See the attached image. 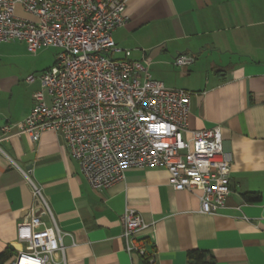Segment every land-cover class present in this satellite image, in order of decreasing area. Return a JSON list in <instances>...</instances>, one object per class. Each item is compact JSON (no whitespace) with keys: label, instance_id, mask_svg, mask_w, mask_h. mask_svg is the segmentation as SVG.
<instances>
[{"label":"crops","instance_id":"crops-1","mask_svg":"<svg viewBox=\"0 0 264 264\" xmlns=\"http://www.w3.org/2000/svg\"><path fill=\"white\" fill-rule=\"evenodd\" d=\"M123 1L129 20L112 32L117 47L155 80L192 92L190 130L220 126L230 161L224 207L202 213L195 193L169 185L164 166L129 168L122 182L94 189L54 131L33 141L25 134L4 139L0 130V252L22 247L16 225L36 203L27 174L67 233L65 264H150L151 254L153 264H188L189 251L208 253L214 264H264V0ZM51 49L30 52L24 64L23 41L0 42V126L31 112L37 76L51 66L41 57ZM178 54L193 60L174 66ZM30 74L33 82L26 81ZM249 193L258 200L247 201ZM127 208L147 224L139 231L144 256L125 250L120 216Z\"/></svg>","mask_w":264,"mask_h":264},{"label":"built area","instance_id":"built-area-1","mask_svg":"<svg viewBox=\"0 0 264 264\" xmlns=\"http://www.w3.org/2000/svg\"><path fill=\"white\" fill-rule=\"evenodd\" d=\"M17 7L29 17L19 16ZM128 20L123 0H0V42L23 41L32 53L56 50L53 64L37 76L31 112L16 124H2V138L25 134L38 141L42 132L54 131L94 189L122 182L129 168L164 166L174 190L195 193L202 213H216L230 193L220 126L190 130L192 92L165 86L143 62L130 59L129 50L117 47L112 32ZM121 51L124 56L116 57ZM192 60L178 54L173 64ZM35 78L30 74L26 81ZM26 177L36 203L16 225L22 247L10 264H65L67 233L40 187ZM120 223L126 252L146 255L141 215L127 208Z\"/></svg>","mask_w":264,"mask_h":264},{"label":"trees","instance_id":"trees-1","mask_svg":"<svg viewBox=\"0 0 264 264\" xmlns=\"http://www.w3.org/2000/svg\"><path fill=\"white\" fill-rule=\"evenodd\" d=\"M244 198L247 201H256L258 200V194L249 193L245 194ZM13 250L11 248H7L6 250L0 252V264H4V262L10 257L13 256ZM148 262V259L146 260ZM188 264H214L213 257L206 252L203 251H189L188 252Z\"/></svg>","mask_w":264,"mask_h":264},{"label":"rangeland","instance_id":"rangeland-1","mask_svg":"<svg viewBox=\"0 0 264 264\" xmlns=\"http://www.w3.org/2000/svg\"><path fill=\"white\" fill-rule=\"evenodd\" d=\"M55 53H56V50L53 48L51 50H49L48 52H45L44 55L41 57L42 59H44V61L46 62L47 60L50 61L49 63L52 65L54 62V57H55ZM27 57H24L23 60H22V63L24 64H28L30 63V60L29 59L30 57H33L32 54L29 53H26Z\"/></svg>","mask_w":264,"mask_h":264},{"label":"bare ground","instance_id":"bare-ground-1","mask_svg":"<svg viewBox=\"0 0 264 264\" xmlns=\"http://www.w3.org/2000/svg\"><path fill=\"white\" fill-rule=\"evenodd\" d=\"M22 264H27V262H26V261H24V262H22Z\"/></svg>","mask_w":264,"mask_h":264}]
</instances>
